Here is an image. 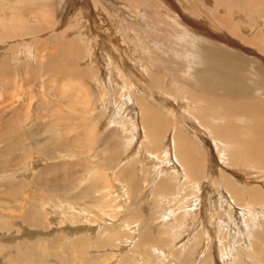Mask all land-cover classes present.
<instances>
[{
    "label": "rangeland",
    "instance_id": "obj_1",
    "mask_svg": "<svg viewBox=\"0 0 264 264\" xmlns=\"http://www.w3.org/2000/svg\"><path fill=\"white\" fill-rule=\"evenodd\" d=\"M202 73L215 92L196 88ZM263 73L264 0H0V264H264V202L244 210L223 186L254 179L264 200V167L214 131L248 139L252 118L220 106L264 107ZM140 97L194 130L196 177L169 150L173 128L142 140Z\"/></svg>",
    "mask_w": 264,
    "mask_h": 264
},
{
    "label": "bare ground",
    "instance_id": "obj_2",
    "mask_svg": "<svg viewBox=\"0 0 264 264\" xmlns=\"http://www.w3.org/2000/svg\"><path fill=\"white\" fill-rule=\"evenodd\" d=\"M164 2V1H163ZM83 27V26H82ZM153 29V28H152ZM77 36V35H76ZM76 39V38H75ZM91 42V41H90ZM92 43V42H91ZM70 44H69V42L68 41H64L63 43H60V44H58L57 45V50H58V52L61 54V53H63V52H65L66 51V49H67V51H66V54H67V56H69L70 54H71V56H70V60L72 61V60H74L75 62H76V60H77V58H78V56H79V52L80 51H77V50H75V49H72L70 46H69ZM92 45V44H91ZM204 46V45H203ZM95 47V46H94ZM93 47V48H94ZM66 48V49H65ZM92 48V49H93ZM95 49V48H94ZM125 49V48H124ZM127 49V48H126ZM220 50H221V48H219ZM201 50H204V52L206 53L207 51H209V50H211L210 48H205V47H199V51H201ZM132 52V51H131ZM203 52V53H204ZM129 53V52H128ZM93 54V52L91 51V55ZM62 55H64V54H62ZM234 57H238V56H234ZM68 60V58H65L64 57V60ZM206 59V58H205ZM90 60V59H89ZM95 60V59H94ZM108 62H110V61H108ZM141 62V61H140ZM143 63V62H142ZM230 65V63L229 62H227V66H229ZM142 66L143 67H145L144 66V64H142ZM238 66V65H237ZM225 68H230V67H225ZM141 69V68H140ZM143 70V69H142ZM145 71V70H144ZM146 72H147V70H146ZM189 72V71H188ZM229 73H224V72H220V71H216V70H212L211 71V74H212V76L213 77H218L219 78V80H218V82L217 83H220L221 85H223V87L227 90V94L228 95H233V94H238L239 92L238 91H235V92H232L230 89H228L227 87H226V85H227V83H228V81L230 80V76H231V72L230 71H228ZM148 74V73H147ZM264 74V73H263ZM203 75V73L202 74H200V78L198 79V86L196 87V88H198V89H200V90H202V91H205V90H213L212 92H215V90L218 88L216 85H213L212 83H210V82H208V81H206V79L204 78V75ZM153 76V75H152ZM151 76V77H152ZM126 78V77H125ZM155 80H156V78L155 77H153ZM153 78H151V79H153ZM186 79H187V77H186ZM106 81V80H105ZM128 81V80H127ZM127 85V84H126ZM117 87H119L120 85H116ZM157 86V85H156ZM197 89V90H198ZM118 90H119V88H118ZM196 90V91H197ZM160 91V90H159ZM170 91V90H169ZM248 92V91H247ZM124 93V92H123ZM111 94V93H110ZM127 94V93H126ZM171 94V93H170ZM193 94V93H192ZM201 94V93H200ZM128 95V94H127ZM154 95V94H153ZM168 95V94H167ZM177 95H178V93H177ZM196 95V94H195ZM194 95V96H195ZM212 95H215L216 96V94H212ZM125 96V95H124ZM129 96V95H128ZM200 96V95H199ZM247 96V94H246V90H245V93H244V97H246ZM118 97H120V96H118ZM148 97V99H149V96H147ZM122 97H120L119 99H121ZM126 98V97H125ZM145 98V97H144ZM144 98L142 99L141 97H140V99H136V101H137V104H138V106L136 107V109H138L139 110V114H140V116L142 117V130H143V133H141V134H143L142 135V140H144V138L146 137V138H149L147 141L148 142H150L151 140H153V139H155V138H161V137H163L162 136V132H163V130L164 129H166L168 126H169V124H170V126L172 125L171 124V122H169L165 117H163V116H161L160 114H159V111H156V110H154V109H156L154 106H153V103H152V105H150V103L152 102H150V103H148V101H146V100H144ZM154 98V97H153ZM192 98V97H191ZM195 98H197V97H195ZM131 99H133V98H131ZM147 99V98H146ZM187 99V98H186ZM155 100H157V99H155ZM154 100V101H155ZM161 100V99H160ZM183 100V99H182ZM122 100H120V102H121ZM131 101H133V100H131ZM150 101V100H149ZM218 101V100H217ZM124 102V101H123ZM126 102V101H125ZM157 102V101H156ZM167 102V101H166ZM165 102V100H164V103H166ZM170 102V101H169ZM135 103V102H134ZM219 103H221V101H219ZM244 103V102H243ZM128 104V103H127ZM131 104V103H130ZM119 105V104H118ZM126 105V104H125ZM157 105H158V103H157ZM159 105H160V101H159ZM158 105V106H159ZM179 105V104H178ZM217 105H219V104H217ZM262 105V104H261ZM129 106V105H128ZM190 106V105H189ZM154 109H153V108ZM221 108H222V111H223V113L225 114V115H239L240 117H241V115H245V114H247L250 118H252L251 120L254 122V125L251 127V128H249L248 129V133H249V137H248V139L247 140H245V141H237V136H236V134H237V131H238V129H233V128H231L230 126H229V128H230V130L227 132V130L225 131V129H223V128H225V127H223L222 128V126H218L219 128L218 129H216V130H214L217 134L218 133H222L224 136H223V138L222 139H224L223 141H225V142H232V143H236L238 146H240V150L239 151H242V152H244L246 155H249L247 158H251V159H258L260 162H258V163H256V165H257V167H258V165L260 166V167H264V107H262V106H260V104L259 105H254L253 103H245L244 105L241 103V104H235V105H233V104H222L221 106H220ZM123 108H125V107H123ZM158 108V107H157ZM179 108V107H178ZM130 109V108H129ZM132 109H135V108H132ZM165 109V108H164ZM172 109V107H170V110ZM181 109V108H180ZM251 109V111H248V110H250ZM120 110V109H119ZM118 110V111H119ZM126 110V109H125ZM124 110V111H125ZM167 110V109H166ZM183 110V109H182ZM128 111V113H129V110H127ZM127 111H125V113L127 114ZM130 111H131V109H130ZM133 111H135V110H133ZM137 111V110H136ZM165 111V110H164ZM186 111H189V110H186ZM123 112V111H122ZM178 112V111H177ZM183 112V111H182ZM124 113V114H125ZM136 113V112H135ZM134 113V114H135ZM185 113V112H184ZM189 113V112H188ZM131 114H133V113H131ZM165 114H167L166 113V111H165ZM172 113H170V115H171ZM174 114V113H173ZM172 114V115H173ZM190 114V113H189ZM136 115V114H135ZM163 115V114H162ZM123 116V115H122ZM128 116H131V115H129L128 114ZM127 116V117H128ZM125 117V116H124ZM123 117V118H124ZM133 117H134V115H133ZM169 117V116H168ZM167 117V118H168ZM173 117V116H172ZM186 117H190V115H188V116H186ZM239 117V118H240ZM137 118H138V115H137ZM170 118H171V116H170ZM191 118V117H190ZM129 119H130V117H129ZM169 119V118H168ZM186 119H188V118H186ZM132 120V119H131ZM185 120V119H184ZM109 121H110V119H109ZM126 121H128V119L126 120ZM186 121H188V120H186ZM195 121V120H194ZM125 122V121H124ZM123 122V123H124ZM137 122V121H136ZM119 123H121L122 124V121L121 122H119ZM129 123L133 126H131V125H129ZM123 129H121V130H126L127 132H128V136H130L131 137V131H136V129L134 128L135 126H136V124H135V121H134V123H133V121L132 122H129ZM189 123V122H188ZM188 123H186V124H188ZM191 123V122H190ZM116 125H117V123H115ZM126 124V123H125ZM193 124V123H192ZM185 125V124H184ZM226 125V124H225ZM118 126H119V124H118ZM118 126H116V127H118ZM170 126H169V128H170ZM174 126V125H173ZM191 126H193V125H191ZM138 127V126H137ZM141 127V126H140ZM185 127H186V125H185ZM198 127H199V124H198ZM197 127V128H198ZM132 128L133 129H135V130H132ZM168 128V129H169ZM171 128H173V131L172 130H170V131H172L173 132V135H172V142L170 143V147H169V150L171 149V147L173 148V150H174V155L176 156V155H178V157H179V160H181V162L187 167L186 169H183V171H185L186 170V175H187V182H188V179H189V176H191L190 178H192V177H196V175H197V173L200 171V169H201V167L199 168V165H200V156H201V150H200V148H198L199 146L198 145H196V144H194V142L192 141V140H190V138H189V136L187 135V133L188 134H191V135H193V136H195L196 134H195V132L193 133V131H191L190 129H189V126L187 127V129L186 128H184L183 129V126H182V129L183 130H185L186 129V131L184 132L183 130H181V127L179 126V127H177V126H175V127H171ZM170 128V129H171ZM196 128V127H195ZM193 129V128H192ZM137 130H139V129H137ZM144 130H145V132H144ZM199 130V129H198ZM223 130V131H222ZM141 132V131H140ZM171 132V133H172ZM199 132H201V133H203V130H199ZM207 132H209V131H207ZM124 133H126V132H124ZM137 133V132H136ZM227 134V135H226ZM125 135H127V133L125 134ZM140 135V134H139ZM171 135V134H170ZM204 135V134H203ZM219 135V134H218ZM221 135V134H220ZM134 137H136L135 135H133ZM134 137H132V138H126V139H128V143H130L131 141V139H133ZM171 137V136H170ZM124 138H125V136H124ZM136 139V138H135ZM197 139V138H196ZM200 139V138H199ZM198 139V140H199ZM221 139V140H222ZM194 140V139H193ZM126 141V140H125ZM217 143V142H216ZM215 143V144H216ZM158 144V143H157ZM126 145V144H125ZM217 145V144H216ZM215 146V145H214ZM128 147V146H127ZM130 147V146H129ZM163 147V146H162ZM216 147H219V146H216ZM226 147L224 146V147H219V149H220V151L222 152V151H224V149H225ZM125 149H126V147H125ZM134 149V148H133ZM132 149V147H130V150L132 151L133 150ZM137 149V148H136ZM164 150H166V152L164 151ZM164 150H161L162 151V153L164 152L165 153V155H166V153H168V149H164ZM218 150V149H217ZM127 151V150H126ZM134 151V150H133ZM132 151V152H133ZM154 151V150H153ZM160 151V150H159ZM160 151V152H161ZM135 152H136V150H135ZM134 152V153H135ZM170 152H171V150H170ZM218 152H219V150H218ZM221 152H219V154L221 153ZM150 153H152V152H150ZM163 153V154H164ZM140 154V153H139ZM153 154L155 155V152H153ZM159 155H161L160 153H158ZM168 154H170V153H168ZM219 154H217V155H219ZM141 155V154H140ZM144 155V154H143ZM145 155H147V154H145ZM153 155V156H154ZM165 155H163V156H165ZM263 155V156H262ZM109 156V155H108ZM152 155H148V156H146V158L144 157V159H149V158H152L153 157ZM169 156V155H168ZM174 156V157H175ZM256 156H258V157H256ZM259 156H261L260 158H259ZM129 156H126V158H128ZM134 157V156H133ZM133 157H129V159L130 158H133ZM220 157V156H219ZM221 157H223V156H221ZM125 158V160H127ZM244 158V157H243ZM174 159V158H173ZM175 159H177V158H175ZM174 159V160H175ZM131 160V159H130ZM151 160H153V159H151ZM178 160V159H177ZM149 161V160H148ZM154 161V160H153ZM153 161H151V162H153ZM124 162H126V161H124ZM145 162V161H144ZM150 162V163H151ZM156 162H157V160H156ZM226 162H227V160H226ZM225 162V163H226ZM117 163V162H116ZM115 163V164H116ZM120 163V162H119ZM146 163H148V162H146ZM149 163V165H151V167H152V164H150ZM155 163V162H154ZM177 163V162H176ZM121 164H123L122 163V161H121ZM153 165H157V164H153ZM159 165V164H158ZM180 165V164H179ZM155 166H153V168L155 167ZM159 166H161L162 167V165H159ZM178 166V165H177ZM201 166V165H200ZM161 167H160V170H162L161 169ZM166 167V166H165ZM169 167V166H168ZM168 167H166V168H168ZM176 167V166H175ZM180 167H181V165H180ZM180 167H177L178 169L180 168ZM156 169H158L159 167H155ZM236 168V167H235ZM244 168V167H243ZM134 169V171L135 170H140L141 169V167L140 166H138V169H135V168H133ZM169 169H170V167H169ZM181 169V168H180ZM160 170H158V171H160ZM176 170V169H175ZM235 170V172H236V169H234ZM124 171V170H123ZM141 171V170H140ZM154 171V170H153ZM155 171H157V170H155ZM154 171V174L156 173ZM164 171V170H163ZM181 170H179V172H180ZM241 171V170H240ZM137 172V171H136ZM142 172V171H141ZM141 172H139L138 171V173H141ZM161 172V171H160ZM173 172H174V174L177 172H175L174 170H173ZM165 173H167V172H165ZM185 173V172H184ZM183 173V174H184ZM226 173V172H225ZM157 175H158V173H156ZM163 174V173H162ZM239 174V173H238ZM167 175V174H166ZM186 175H184L185 177H186ZM161 176V175H160ZM163 176V175H162ZM178 176V175H177ZM179 176H181L180 174H179ZM158 177H159V175H158ZM181 177H183V176H181ZM238 177V178H237ZM237 177H235V178H237L238 179V183L237 182H235L234 180H230V179H227V178H224V182H223V186H224V189L226 190V192L228 191V193L230 194V196H231V198H232V200L234 199L235 201H236V203L237 204H239L241 207H243V209L245 210V208H246V206L247 207H255V204L256 203H259V205H263V202H264V200H263V198H262V196H263V194H262V188H260L259 187V185L254 181V179H252V180H248V179H246V180H244V178L243 177H239V176H237ZM153 178V177H152ZM151 178V179H152ZM174 178H175V176H174ZM173 178V179H174ZM233 178V177H232ZM255 178H263L264 179V176H262V175H256L255 176ZM154 179V178H153ZM166 179V178H165ZM177 179H178V177H177ZM183 179L185 180V178L183 177ZM180 180H182V179H180ZM183 180V181H184ZM191 180V182H192V179H190ZM189 180V181H190ZM132 181H134V180H132ZM144 181V180H143ZM146 181V180H145ZM158 181V180H157ZM261 181V180H260ZM264 181V180H263ZM123 182V181H122ZM139 182V181H138ZM194 182V181H193ZM240 182H242V183H247V184H251V183H256L257 184V186H254V187H249V189H248V187L246 188V186H242L241 184H240ZM161 183V182H160ZM197 183V182H196ZM261 183V182H260ZM118 184V183H117ZM116 184V185H117ZM156 184V183H155ZM195 184V183H194ZM193 184V185H194ZM120 185H121V183H120ZM161 185V184H160ZM158 185L157 186V188H160L161 190L164 188L165 189V187H163L164 185ZM181 185V184H180ZM218 185V184H217ZM175 186H176V184H175ZM182 186V185H181ZM187 186H189L190 187V185H188L187 184ZM119 185L118 186H116L115 187V189H114V191L115 192H117V190L119 189ZM151 187H152V185H151ZM117 188V189H116ZM121 188V190H122V187H120ZM179 188H180V186H179ZM186 188V187H185ZM163 189V190H164ZM126 190V189H125ZM162 190V191H163ZM175 190V189H174ZM173 190V191H174ZM222 190V189H221ZM118 191H120V189L118 190ZM166 191V190H165ZM164 191V192H165ZM193 191V190H192ZM130 192V191H129ZM118 193V192H117ZM122 193H124L123 191H122ZM185 193H187L186 191H185ZM184 194V193H183ZM190 194V193H189ZM122 195V194H121ZM125 195V194H124ZM126 195H128L127 193H126ZM168 195V194H167ZM186 195V194H185ZM185 195H183V196H185ZM227 195V194H226ZM151 196V195H150ZM178 196H180V195H178ZM177 196V197H178ZM182 196V195H181ZM188 196V195H187ZM192 196V195H191ZM191 196H189V197H191ZM229 196V197H230ZM121 197H123V196H121ZM152 197V196H151ZM167 197V196H166ZM176 197V196H175ZM195 197V196H194ZM129 198V197H128ZM127 198V199H128ZM170 198H172V196L170 197ZM184 198V197H183ZM126 198H125V200H127ZM186 199V198H185ZM165 200V199H164ZM169 200V199H168ZM178 200V199H177ZM231 200V201H232ZM167 201V200H166ZM170 201H172V200H170ZM183 201V200H182ZM181 201V202H182ZM168 202V201H167ZM173 202V201H172ZM230 203H232V202H230ZM234 203V202H233ZM198 204V203H197ZM179 205V204H178ZM177 205V206H178ZM185 205V204H184ZM192 205V204H191ZM199 205V204H198ZM258 205V204H257ZM201 207H202V205H201ZM204 207V206H203ZM245 207V208H244ZM191 208H193V207H191ZM195 208V207H194ZM250 208V209H251ZM198 209H200V208H198ZM202 209V208H201ZM241 209V208H240ZM168 210H170V209H168ZM175 210V209H174ZM194 210V209H193ZM203 210V209H202ZM205 210V209H204ZM229 210V209H228ZM247 210V209H246ZM189 211V210H188ZM253 211H256L255 209H253V210H250L249 211V215L251 216L252 215V217H254V215L252 214V212ZM263 211V210H262ZM214 212V211H213ZM232 212V211H231ZM138 213V212H137ZM136 213V214H137ZM194 213V212H193ZM220 213H222V211L220 212ZM247 213V212H246ZM229 214V213H228ZM228 214H227V216H228ZM192 215V214H191ZM198 215H199V213H198ZM214 215H215V213H214ZM218 215H220V214H218ZM243 216V215H242ZM214 217V216H213ZM212 217V218H213ZM244 217V216H243ZM256 219H259V220H261L263 217L261 216V215H258V214H256ZM262 217V218H261ZM161 218V217H160ZM173 218V217H172ZM179 217H177V219H178ZM211 218V219H212ZM218 218V217H217ZM247 218V217H246ZM176 219V220H177ZM225 220H226V218H225ZM228 220V219H227ZM168 221V220H167ZM189 221H190V219H189ZM220 220H218V222H219ZM164 222V221H163ZM172 222V221H171ZM253 222V221H252ZM255 222V221H254ZM170 223V222H169ZM191 223V222H190ZM213 223H215V222H213ZM246 223V222H245ZM251 224V223H250ZM249 224V225H250ZM254 224V223H253ZM174 225V224H173ZM172 225V226H173ZM247 225V224H246ZM215 227V226H214ZM234 227V226H233ZM212 228V227H211ZM263 228V227H262ZM179 229V228H178ZM182 229H183V227H182ZM219 229V228H218ZM250 229V228H249ZM261 232H262V230H261ZM260 234V236H257V238H258V240H260V241H262V239H264V233H259ZM117 235V234H116ZM230 239V238H229ZM111 240V239H110ZM240 240V239H239ZM243 240H245V239H243ZM263 243V242H262ZM142 246V245H141ZM223 246V245H222ZM225 246V245H224ZM257 248V247H256ZM223 249V248H222ZM228 249V248H227ZM226 250V249H225ZM192 251V250H191ZM224 251V250H223ZM226 253H228V252H226ZM187 254V253H186ZM231 255V254H230ZM227 256V255H226ZM235 257V256H234ZM227 258H228V256H227ZM208 260V258L206 259V261ZM210 260H212V259H210ZM213 261V260H212ZM225 262V261H224ZM210 263H212V262H210Z\"/></svg>",
    "mask_w": 264,
    "mask_h": 264
}]
</instances>
